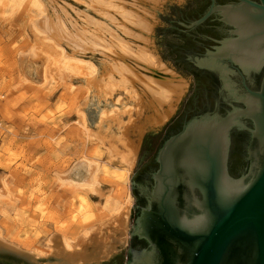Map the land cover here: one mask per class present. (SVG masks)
<instances>
[{
	"label": "rangeland",
	"instance_id": "rangeland-1",
	"mask_svg": "<svg viewBox=\"0 0 264 264\" xmlns=\"http://www.w3.org/2000/svg\"><path fill=\"white\" fill-rule=\"evenodd\" d=\"M184 1L159 0L155 4L149 37L150 48L158 56L154 32L166 22L158 14L166 15L170 5L182 6ZM100 3L0 0V90L5 94L0 102V118L7 130L0 140V236L37 253L47 251V240L53 234L73 238L95 223L107 220L128 197L130 207L124 242H116L107 258L127 244L134 201L130 178L135 158L128 166L119 153L125 152L127 141H137L138 152L141 138L150 127L140 134L137 127L143 125L151 112L139 113L142 107L119 85L112 91L106 88V51L93 50L95 39L92 43L90 39L104 34L100 39L110 42L109 36L116 27L109 19L112 9L101 8ZM44 16L53 22L60 20L63 31L50 34L40 22ZM99 21L103 24L97 25ZM78 34H84L86 41L81 42L85 39L82 35L78 41ZM133 42V45L142 43L137 39ZM86 160L98 166L94 191L63 186L57 181L71 179L66 173L85 172ZM104 167L111 172L117 168L116 173L123 169L127 174L122 180L105 179ZM80 195L88 197L89 206H82Z\"/></svg>",
	"mask_w": 264,
	"mask_h": 264
},
{
	"label": "water",
	"instance_id": "water-1",
	"mask_svg": "<svg viewBox=\"0 0 264 264\" xmlns=\"http://www.w3.org/2000/svg\"><path fill=\"white\" fill-rule=\"evenodd\" d=\"M174 7L179 8L170 5V8ZM202 7L200 2L191 9L198 11ZM213 12H218L224 22L235 26L233 32L237 37L222 40V45L201 63L219 71L223 87L230 93L226 68L220 58L228 57L244 70L257 68L264 62V0H237L224 4H215L211 0L204 14L192 24H199ZM158 17L164 21L167 18L163 14H158ZM182 18L189 19L191 14L183 13ZM165 28L156 27L154 42L163 61L171 67L176 48L163 40V31L171 32ZM243 101L246 104L243 112L252 120V132L259 137L264 154V76L260 90H249ZM239 114L233 109L222 118L201 117L190 124L180 140L189 149L174 159L175 164L183 167L184 174L172 175L170 166L166 164H162L156 174L149 199L150 205L155 203V210H143L138 225L144 231L154 218L152 224L155 229L169 235L174 242L178 241L185 250L183 260L178 264H264V155L256 173L250 178L231 176L225 171L227 137L232 123H239ZM238 167V163L234 165V168ZM137 180L133 170L130 178L133 195V182ZM180 184H185L190 190L191 201L195 205L192 214L181 213L177 207L176 187ZM135 199L134 196L130 209L127 244L114 256L93 264H123L126 260ZM152 258V250L134 251L129 264H147ZM0 264L35 263L0 252Z\"/></svg>",
	"mask_w": 264,
	"mask_h": 264
},
{
	"label": "flooded vegetation",
	"instance_id": "flooded-vegetation-1",
	"mask_svg": "<svg viewBox=\"0 0 264 264\" xmlns=\"http://www.w3.org/2000/svg\"><path fill=\"white\" fill-rule=\"evenodd\" d=\"M215 4L232 3L237 0H213ZM258 1V0H253ZM203 7L198 11L191 8L199 3ZM211 0H185L179 8L167 10L165 29L162 38L175 50L171 58V68L187 80L185 92L177 100L173 111L159 125L147 130L140 142L134 160V173L137 181L133 182L135 202L132 206L133 227L130 232V245L125 250L123 264H129L134 251H153V258L147 264H178L183 260L185 250L178 241L157 229L150 220V225L143 231L138 225L143 210H155V203H149L155 177L162 164L170 166V173L175 176L184 174V169L174 163L182 152L189 149L180 140L188 131L190 124L201 117L222 118L228 112H239V123H232L227 137L225 171L229 175L250 178L256 173L263 160V146L259 137L252 132L253 123L243 110L246 104L243 98L251 91H259L264 76V62L257 68L244 70L237 62L228 57L220 58L226 68V78L230 93L223 87L219 71L201 60L214 53L221 41L237 37L235 26L224 22L218 12L211 13L199 24L192 22L204 14ZM183 13H190L191 18H182ZM194 13V14H192ZM173 50V51H174ZM161 59L162 57L159 56ZM163 60V59H162ZM186 76V77H185ZM238 163V169L234 165ZM177 207L181 213L192 214L195 205L191 201L190 190L185 184L176 187ZM197 189H194L196 192ZM183 192L185 195H183Z\"/></svg>",
	"mask_w": 264,
	"mask_h": 264
},
{
	"label": "bare ground",
	"instance_id": "bare-ground-1",
	"mask_svg": "<svg viewBox=\"0 0 264 264\" xmlns=\"http://www.w3.org/2000/svg\"><path fill=\"white\" fill-rule=\"evenodd\" d=\"M158 1L159 0H140L141 4H138L139 0H132L130 3H127L125 0H94L95 3L98 2L103 5L101 8L105 6L112 9V14L109 15V19L115 25L116 30H112L113 34L109 29L112 35L111 37L109 36L110 39L108 40H110V42L107 43L104 38L100 39L104 34L99 37L98 35L93 36V34L89 32L90 36L94 37L90 39V42L95 39L94 42L92 41L93 44L91 48L94 45L93 50L96 49L98 51L100 49L99 51L101 52L106 51L104 52V56L108 63V67L105 68L107 69L105 73L108 74V82L106 80L107 77L105 78L107 82L106 88L112 91L119 85L128 95L131 97L133 96L139 106L142 107L143 110L140 108L142 111L139 110V113L145 110L151 112L144 118L143 125L145 127H143V125L137 127L138 134L147 127L153 128L154 126H159L173 111L177 100L185 92L187 87V80L173 69L169 68V66L167 67L159 58L153 47L152 49L150 48L152 46V41L149 34H151L153 21H151V19L153 18V9L156 7L155 4L158 3ZM106 10L104 12H106ZM104 12H102V14ZM105 15L108 14L106 13ZM48 18L49 17L44 16L40 21L45 30L50 34L57 33L59 30L63 31L64 27L61 25L62 23H58L60 20L53 22V20H50L51 18ZM87 19L88 21L90 20L88 17ZM92 20L91 18V21ZM101 23L103 24V22H97V25H101ZM97 25H95V27ZM104 26L107 25L104 24ZM73 27H75V25H73ZM69 28L72 29V27ZM99 29L103 28L100 27ZM84 30L86 31V29ZM62 31H60V33H62ZM101 31H104V29ZM119 33H122L124 36H121V34L119 35ZM79 35L80 34L77 36L78 41H81V35L82 39L85 38L81 42H84V40L86 41V37H83L84 34ZM90 36L88 37L90 38ZM68 37L69 36L66 38ZM134 39H137V41L140 40L142 43L140 42L141 44L133 45ZM74 42L78 48L77 42ZM91 43H89V46ZM80 45L79 48L82 47H80ZM86 46L83 45V47ZM84 130L83 132L86 131ZM123 143L125 144V142ZM125 149L124 153L119 154L121 155V160L130 166L135 158L138 142L127 141ZM85 162V172L77 171L76 174L74 173L73 178H63L64 180L58 178L59 180L57 181H60V184L63 186L94 191L98 182V166L92 160H86ZM112 169L117 171V168ZM110 170L107 167L103 168V178L108 179L113 177V180H122L125 177L126 170L122 169V171L120 170L118 173L114 170L111 172ZM80 200L83 207L90 205V200L86 195H80ZM129 200L130 198L127 197L119 208L111 213L107 220H102L99 223L97 222L98 224L95 223L96 225H92L85 233H81L73 238H65L62 236L63 234H53L49 236L46 243L48 249L44 253L23 249L14 243L5 241L1 236L0 251L35 264H87L100 261L113 253L115 249L114 244L116 242H124L130 207Z\"/></svg>",
	"mask_w": 264,
	"mask_h": 264
},
{
	"label": "built area",
	"instance_id": "built-area-1",
	"mask_svg": "<svg viewBox=\"0 0 264 264\" xmlns=\"http://www.w3.org/2000/svg\"><path fill=\"white\" fill-rule=\"evenodd\" d=\"M4 92L0 90V102L4 99ZM7 132L6 127L4 125V122L0 118V140L3 137V135Z\"/></svg>",
	"mask_w": 264,
	"mask_h": 264
},
{
	"label": "crops",
	"instance_id": "crops-1",
	"mask_svg": "<svg viewBox=\"0 0 264 264\" xmlns=\"http://www.w3.org/2000/svg\"><path fill=\"white\" fill-rule=\"evenodd\" d=\"M73 174H74V173H71V174L66 173V174H64V175H65L67 178H68V177L73 178V176H74Z\"/></svg>",
	"mask_w": 264,
	"mask_h": 264
}]
</instances>
